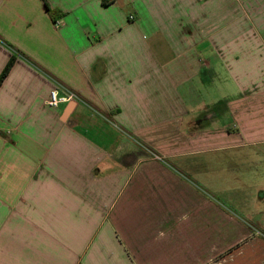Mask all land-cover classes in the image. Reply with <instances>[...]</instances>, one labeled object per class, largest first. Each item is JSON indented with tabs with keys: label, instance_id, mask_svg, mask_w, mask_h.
I'll list each match as a JSON object with an SVG mask.
<instances>
[{
	"label": "crops",
	"instance_id": "0c3cea01",
	"mask_svg": "<svg viewBox=\"0 0 264 264\" xmlns=\"http://www.w3.org/2000/svg\"><path fill=\"white\" fill-rule=\"evenodd\" d=\"M0 39L36 66L0 87V264H264L187 161L264 146V0H0Z\"/></svg>",
	"mask_w": 264,
	"mask_h": 264
},
{
	"label": "rangeland",
	"instance_id": "374dc122",
	"mask_svg": "<svg viewBox=\"0 0 264 264\" xmlns=\"http://www.w3.org/2000/svg\"><path fill=\"white\" fill-rule=\"evenodd\" d=\"M189 160L191 168L197 170L194 173L207 172V176L193 178L194 181L208 186L210 196L235 217L249 214L253 228L264 234V146L210 150ZM171 165L172 169L185 170L181 162Z\"/></svg>",
	"mask_w": 264,
	"mask_h": 264
},
{
	"label": "trees",
	"instance_id": "16d2710c",
	"mask_svg": "<svg viewBox=\"0 0 264 264\" xmlns=\"http://www.w3.org/2000/svg\"><path fill=\"white\" fill-rule=\"evenodd\" d=\"M48 11H49L51 17L53 19H55L54 12H52L49 8H48ZM0 45L6 46V48L8 50H10V53H11L10 60H9L7 66L5 67V69L3 70V72H2V74L0 76V87L3 84L4 80L6 79V77L8 76V74L10 73V71H11L14 63L19 58L22 59V61L26 65H28L30 68L36 69L35 64L28 57H26L25 55H23L22 53H20V51H18L17 49H15L11 44H9V43L3 41L2 39H0Z\"/></svg>",
	"mask_w": 264,
	"mask_h": 264
},
{
	"label": "built area",
	"instance_id": "2783aa9c",
	"mask_svg": "<svg viewBox=\"0 0 264 264\" xmlns=\"http://www.w3.org/2000/svg\"><path fill=\"white\" fill-rule=\"evenodd\" d=\"M76 98V95L73 92H66L61 94L58 89H54L50 93V98L46 102L50 107H58L63 103H68L73 101Z\"/></svg>",
	"mask_w": 264,
	"mask_h": 264
}]
</instances>
